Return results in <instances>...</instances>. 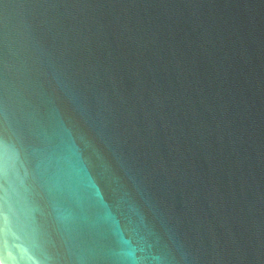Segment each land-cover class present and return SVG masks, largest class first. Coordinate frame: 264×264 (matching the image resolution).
I'll return each instance as SVG.
<instances>
[{
    "label": "water",
    "instance_id": "obj_1",
    "mask_svg": "<svg viewBox=\"0 0 264 264\" xmlns=\"http://www.w3.org/2000/svg\"><path fill=\"white\" fill-rule=\"evenodd\" d=\"M0 264H264V0H0Z\"/></svg>",
    "mask_w": 264,
    "mask_h": 264
}]
</instances>
